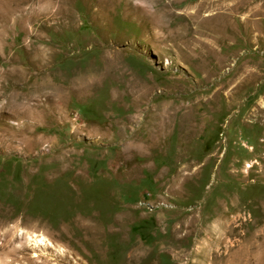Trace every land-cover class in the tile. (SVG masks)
Here are the masks:
<instances>
[{
  "label": "rangeland",
  "instance_id": "rangeland-1",
  "mask_svg": "<svg viewBox=\"0 0 264 264\" xmlns=\"http://www.w3.org/2000/svg\"><path fill=\"white\" fill-rule=\"evenodd\" d=\"M218 252L264 264V0H0V264Z\"/></svg>",
  "mask_w": 264,
  "mask_h": 264
},
{
  "label": "bare ground",
  "instance_id": "bare-ground-1",
  "mask_svg": "<svg viewBox=\"0 0 264 264\" xmlns=\"http://www.w3.org/2000/svg\"><path fill=\"white\" fill-rule=\"evenodd\" d=\"M132 11H137V12H140V13H144V10H141L136 8V9H131ZM231 14V13H230ZM228 18V17H227ZM95 232V231H94ZM233 229H230L229 231V234H233ZM192 234V233H190ZM197 234H200V230H197ZM224 241V240H223ZM222 241V243H223ZM221 242V241H220ZM226 242V240H225ZM224 242V243H225ZM223 243V244H224ZM228 243V242H227ZM226 252L227 253H232L233 250L231 249V244H228V246L225 248ZM249 250V249H248ZM224 252H221V254L218 252V253H213L211 255V261L214 262V264H241V261H239L242 257V254L240 256H235L232 258V260H227L226 257L224 256L223 254ZM136 254V253H135ZM248 254V253H247ZM229 255V254H228ZM250 256V255H249ZM247 256V257H249ZM150 258V260H148ZM230 258V257H229ZM148 259L145 257L143 258V260H147L145 261L143 264H153L154 260L151 258V257H148ZM247 260V259H246ZM249 261V260H248ZM202 263V262H201ZM247 263V262H246Z\"/></svg>",
  "mask_w": 264,
  "mask_h": 264
}]
</instances>
